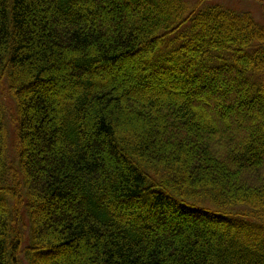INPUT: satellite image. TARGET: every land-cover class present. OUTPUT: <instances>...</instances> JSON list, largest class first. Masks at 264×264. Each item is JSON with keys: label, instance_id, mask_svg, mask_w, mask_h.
<instances>
[{"label": "trees", "instance_id": "obj_1", "mask_svg": "<svg viewBox=\"0 0 264 264\" xmlns=\"http://www.w3.org/2000/svg\"><path fill=\"white\" fill-rule=\"evenodd\" d=\"M1 83L0 264H264L251 9L0 0Z\"/></svg>", "mask_w": 264, "mask_h": 264}, {"label": "rangeland", "instance_id": "obj_2", "mask_svg": "<svg viewBox=\"0 0 264 264\" xmlns=\"http://www.w3.org/2000/svg\"><path fill=\"white\" fill-rule=\"evenodd\" d=\"M189 1L193 2V0H189ZM212 1L224 3V5H228V6H237V7L243 8V9L249 8L254 12V15L256 16V18L258 20H260L261 22H264V18L262 17L261 11L259 10L257 5L255 4V2L252 0H212ZM120 75H122V74L120 73ZM0 98L2 99L4 104L8 107L9 114H10V112H13V102L7 96L6 90H5L4 85L2 83L0 85ZM10 150H12V149H10Z\"/></svg>", "mask_w": 264, "mask_h": 264}]
</instances>
